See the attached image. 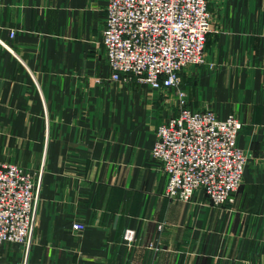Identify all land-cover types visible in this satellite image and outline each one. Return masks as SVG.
<instances>
[{"label":"crops","instance_id":"obj_1","mask_svg":"<svg viewBox=\"0 0 264 264\" xmlns=\"http://www.w3.org/2000/svg\"><path fill=\"white\" fill-rule=\"evenodd\" d=\"M106 2L0 0V162L39 181L30 243H0V264H264V0H207L204 63L180 73L189 108L241 122L247 160L222 206L164 197L151 148L176 88L110 79Z\"/></svg>","mask_w":264,"mask_h":264},{"label":"built area","instance_id":"obj_2","mask_svg":"<svg viewBox=\"0 0 264 264\" xmlns=\"http://www.w3.org/2000/svg\"><path fill=\"white\" fill-rule=\"evenodd\" d=\"M208 30L207 0H107L100 43L111 80L176 88L179 112L157 126L151 148L166 176L164 197L188 201L201 191L222 206L234 203L247 160L237 145L241 122L234 114L221 119L211 109L189 108L179 88L183 67L204 63ZM38 183L27 168L0 162V243H30ZM122 239L133 246L135 231L125 228Z\"/></svg>","mask_w":264,"mask_h":264}]
</instances>
